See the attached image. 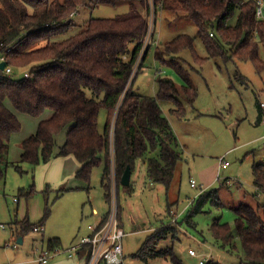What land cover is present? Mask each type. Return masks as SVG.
Here are the masks:
<instances>
[{"label": "trees", "instance_id": "16d2710c", "mask_svg": "<svg viewBox=\"0 0 264 264\" xmlns=\"http://www.w3.org/2000/svg\"><path fill=\"white\" fill-rule=\"evenodd\" d=\"M153 1L156 10L172 12L176 18H189L196 25L209 58L251 62L257 72H264L261 56L264 19L257 17L259 2L264 11V0ZM126 2L129 3L127 13L113 18L91 17L73 36L54 40L74 28L71 17L89 3L95 7ZM150 13L149 0H137V3L132 0H0V57L4 58L6 68L13 70L11 74L0 70V178L5 176L9 164L11 139L22 127L16 113L40 118L51 112L48 119L39 122L35 134L21 142L20 163L36 165L72 155L81 164L75 178L85 183H90L95 168L103 167L100 181L109 207L113 166L119 191L134 192L132 178L125 187L121 185V177L127 166L133 173L139 162L148 181L163 184L169 190L182 152L160 103L171 101L174 103L171 113L178 119L185 118L187 107L193 106L198 97V90L188 70L177 61L180 59L177 54L190 50L195 62L200 64L207 58L196 54L193 37L181 34L165 43L162 49L157 47L155 59L163 64L170 62L184 83L179 86L171 78L160 77L156 96L137 92L134 81L151 48L149 45L143 53ZM155 36L156 33L152 41ZM165 55L171 56V60L166 61ZM25 72L30 73L28 78ZM236 78L245 77L238 73ZM103 112L106 120L101 131L99 119ZM65 129V141L55 152L56 137ZM252 172L253 185L264 194V164H255ZM217 195L215 189L200 192L197 199H192L186 222L192 224L193 217L204 211L210 199H214L216 208L223 206ZM119 207L118 203V219L121 218ZM232 210L236 214L235 227L232 229L215 219L211 224L215 239L222 247L230 246L232 250L235 239L240 240L248 264H264V205L241 203ZM169 212L172 213L170 209ZM119 222L122 226V219ZM15 224L19 238L44 222L35 225L24 218ZM174 226L170 223L155 230L134 257L146 263L160 257L170 259L171 264H183L172 248L156 249L157 243L166 239ZM61 246L59 238H50L46 248L52 251ZM78 254L88 256L90 248L83 247ZM203 264L221 263L206 260Z\"/></svg>", "mask_w": 264, "mask_h": 264}, {"label": "rangeland", "instance_id": "374dc122", "mask_svg": "<svg viewBox=\"0 0 264 264\" xmlns=\"http://www.w3.org/2000/svg\"><path fill=\"white\" fill-rule=\"evenodd\" d=\"M132 1L137 3V0ZM149 1L153 6L154 1ZM153 8L149 15L148 37L152 40L156 33V38L151 41L149 54L134 81L137 92L156 96L157 79L160 77L171 78L179 86L184 83L170 62L163 64L155 59L157 47L162 49L165 43L181 34L193 37L196 54L207 58L200 64L195 62L190 50L177 54L180 58L177 61L188 70L198 90V97L185 118L178 119L171 113L174 107L171 101L160 103L182 152L169 190L163 184L148 181L139 162L132 173L134 192L119 191L113 166L112 202L109 207L100 181L103 167L92 171L90 183H81L75 178L78 161L74 157L53 158L36 165L20 163L22 141H18L17 135L23 136L35 130V117L25 115L29 120H23L21 130L11 140L9 164L5 176L0 178V264H38L36 260L42 246L46 247L48 239L53 237L61 239L62 246L58 249L61 255L51 259L50 263L56 259H68L66 250L80 236L88 234L87 226L95 223L97 217L99 219L112 212L114 197L121 207L119 220L122 219L126 233L123 238L124 264H171L170 259L160 257L146 263L134 255L155 230L168 226L177 216V222L172 223L175 225L173 232L157 243L158 251L172 248L183 264H200L205 258L221 264H248L240 240L235 239L233 250L230 246L222 247L212 233L211 224L219 219L233 229L236 225L233 206L241 203L264 205V194L253 185L252 172L255 164H264V122L259 120L257 105L260 101L264 102V72H257L251 62L237 59L225 62L220 57L209 58L198 29L189 18H176L174 13L164 9L154 8L156 13L155 10L153 13ZM128 11L127 2L95 7L89 3L71 17L74 28L54 40L62 41L73 36L91 17L113 18ZM261 56L264 58V47H261ZM171 58L165 55L166 61ZM238 73L245 78L237 79ZM105 120L103 112L99 119L101 131ZM66 132L67 129L56 137L58 145L63 143ZM224 156L229 167L222 169L218 178L219 158ZM190 179L196 180L198 188L191 187ZM200 186L206 191L217 190L223 206L216 208L214 199H210L204 205V211L195 215L192 224H189L186 217L191 206L187 205L192 199H197ZM24 218L35 225L44 222L45 232L29 231L23 243L18 244L15 222ZM189 249L195 250L198 256L190 255Z\"/></svg>", "mask_w": 264, "mask_h": 264}, {"label": "built area", "instance_id": "2783aa9c", "mask_svg": "<svg viewBox=\"0 0 264 264\" xmlns=\"http://www.w3.org/2000/svg\"><path fill=\"white\" fill-rule=\"evenodd\" d=\"M152 4H151V8H153V6L155 8V5L152 6ZM154 8L152 10L153 13L155 10ZM257 17L264 19L262 2H259L257 8ZM151 41L152 40H150L149 37L146 38L143 53L145 50H147L149 45H151ZM143 53L141 54V56L143 55ZM2 61H4V58L0 57V63ZM5 70L7 74H11L13 72L11 67H7L5 68ZM24 76L28 78L30 76V73L25 72ZM259 108L261 111L262 121L264 122V102H260ZM227 167H229V162L226 160V157L225 156L220 157L219 158L220 171L222 169H226ZM190 185L192 188H198V184L195 179H190ZM202 191H204V189L200 187V192ZM191 202L192 201L188 203L187 207L190 206ZM172 214H175V212H172ZM174 216H176V214ZM177 217H173L171 223L177 222ZM1 227L4 228L3 225ZM87 228H88V234L81 236L76 243L72 244L66 250L69 257L76 256V254H78V252L83 247H89L90 254L85 257L86 259L85 264H100V263L124 264L125 254L123 247V238L126 236V233L123 227L120 225L118 219L117 198L114 197L112 212H109L107 217L101 216L99 219L97 217L96 222L93 224H89ZM34 231L42 233L45 231V226L40 225L38 227H35ZM58 249L59 248H56L55 250L52 251L48 250L47 248L41 249V254L37 258V262L39 264H48L53 257H56L57 255L61 254V252ZM189 254L195 257L198 256L197 252L193 249H189ZM206 260L208 259L205 258L204 260H201L200 264H203Z\"/></svg>", "mask_w": 264, "mask_h": 264}, {"label": "crops", "instance_id": "0c3cea01", "mask_svg": "<svg viewBox=\"0 0 264 264\" xmlns=\"http://www.w3.org/2000/svg\"><path fill=\"white\" fill-rule=\"evenodd\" d=\"M261 102V101H260ZM192 106H188L187 107V112H188V110H189V108H191ZM258 111H259V120L261 121V122H263L262 121V117H261V114H260V110H259V107H258ZM17 114V116H18V118L20 119V121H21V124H23L22 122H23V120L25 121V120H29V117L28 116H25L26 114H22V113H16ZM51 116V112H46L42 117H40V118H34L35 119V121H34V129L35 130H37V128H38V124H39V122L42 120V119H48L49 117ZM35 130H31V132H28V134H24L23 136L22 135H17V138H18V141H23L24 139H26V137L28 136V135H32V134H35ZM32 131H34V132H32ZM66 134V133H65ZM16 135H14L13 137H12V139L11 140H13V138L15 137ZM29 137V136H28ZM27 137V138H28ZM64 141H65V138H63L62 139V142L64 143ZM62 143V144H63ZM56 147H55V152H58V148L62 145H58V143L56 142ZM10 147H11V143H10ZM22 152V151H21ZM21 154V153H20ZM65 157H74V156H72V155H69V156H65ZM58 158V157H57ZM75 158V157H74ZM76 159V158H75ZM77 160V159H76ZM141 165V164H140ZM81 166V164L78 162V165H77V170L79 169V167ZM228 168V167H227ZM226 168V169H227ZM76 170V171H77ZM219 172H220V169H219V167H218V173H217V177H218V174H219ZM219 178V177H218ZM78 181V180H77ZM79 182H80V180H79ZM83 181H81V183H82ZM233 182V181H232ZM200 187H202V186H200ZM203 188V187H202ZM204 190L206 189V188H203ZM93 211H95V212H93V213H95V214H98V212H97V210L96 209H93ZM104 216V215H103ZM88 229V228H87ZM45 232V231H44ZM24 236H25V234H24ZM24 236H23V238H24ZM81 237V236H80ZM80 237L76 240V241H74L72 244H74V243H76L79 239H80ZM53 238H58V237H53ZM60 239V238H59ZM49 240V239H48ZM61 240V239H60ZM61 244H62V242H61ZM71 244V245H72ZM44 248H46V247H44V246H42V249H44ZM61 255V254H60ZM69 256V255H68ZM85 257L86 256H84V257H80L79 256V254H76V256H73V257H68V259H56L55 261H53L52 263H48V264H85V262H86V259H85ZM54 258V257H53ZM52 258V259H53ZM56 258V257H55ZM37 261V260H36ZM39 264V263H38Z\"/></svg>", "mask_w": 264, "mask_h": 264}, {"label": "water", "instance_id": "95a60500", "mask_svg": "<svg viewBox=\"0 0 264 264\" xmlns=\"http://www.w3.org/2000/svg\"><path fill=\"white\" fill-rule=\"evenodd\" d=\"M5 68H6V62L2 61L0 63V70L4 71ZM131 178H132V170H131L130 166H127L124 173L122 174V177H121V185L125 186V187L129 186L131 183ZM17 243L22 244L23 243V237H19L17 240Z\"/></svg>", "mask_w": 264, "mask_h": 264}]
</instances>
